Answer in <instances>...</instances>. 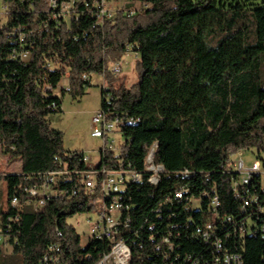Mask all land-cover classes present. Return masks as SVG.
Returning <instances> with one entry per match:
<instances>
[{
  "label": "trees",
  "instance_id": "trees-1",
  "mask_svg": "<svg viewBox=\"0 0 264 264\" xmlns=\"http://www.w3.org/2000/svg\"><path fill=\"white\" fill-rule=\"evenodd\" d=\"M73 1L69 19L54 20L48 0H0L7 6L0 25V147L20 166L0 174L6 183L0 253L9 249L20 264H97L110 249V242L89 237L81 247L68 223L92 212L99 193L79 188L73 197L75 178L52 186L59 195L40 208L8 205L13 196L23 204L24 189L46 172L64 164L71 174L85 169L76 155L81 151L63 149L49 117L61 112L57 90L83 97L99 75L111 98L107 104L101 89L100 111L124 118L117 168L142 176L122 191L129 206V222L120 229L128 264H214L211 246L195 235L207 221L210 199L220 202L216 234L231 250H237L232 226L222 222L242 217L241 196L258 195L256 205H264L255 187L262 176L255 175L248 193L234 196L227 167L239 151L264 149V0H122L123 9L100 27L94 26L95 0ZM131 10L136 15L129 17ZM127 50L136 55L137 73L128 88L108 71ZM64 77L68 92L60 88ZM154 144L164 171L151 186L145 158ZM112 156L103 154L101 165L117 162ZM242 246L244 264H264V240L247 238Z\"/></svg>",
  "mask_w": 264,
  "mask_h": 264
},
{
  "label": "built area",
  "instance_id": "built-area-1",
  "mask_svg": "<svg viewBox=\"0 0 264 264\" xmlns=\"http://www.w3.org/2000/svg\"><path fill=\"white\" fill-rule=\"evenodd\" d=\"M93 6L96 12L94 24L96 27L102 26L119 9V4L116 0H95ZM75 7L73 0H48V8L51 10V16L54 20H68L71 14L75 12ZM0 15L5 16V21H2L1 25L6 22L7 17V6L5 4H0ZM126 15L129 17L134 16L136 11H126ZM130 54L132 53L127 50L123 60L115 63L116 65L110 72L113 77L121 74V62L125 61V58ZM26 56L27 54L24 53L21 58L25 59ZM60 88H63L65 92L69 91L67 77L62 79ZM101 89L107 93V104H110L111 98L108 96L107 86H103ZM109 113V108H107V111L99 110L91 120V136L102 140V148L99 149V161L95 166L89 167V158L82 151L77 152L76 155L81 157L80 161L85 165L83 171L74 169L72 175L68 171L67 165L64 164L54 171L46 172L41 175L40 183L24 189L26 199L23 204L13 196L9 200L8 205L17 210L29 207L30 204H39L40 208L45 205L46 199L59 195L52 189V186L56 185L60 180L70 182L74 181V178L77 179L72 186L71 195L73 197L78 195L79 188L88 196L96 194L95 191L98 188L99 193L95 198L93 209L96 212L95 222L89 229V238L110 242V249L101 256L97 264H128L131 255L130 248L124 242L123 237L120 236V229L125 228L129 222V206L123 203L122 191L129 183L141 181L142 176L131 169L122 170L117 168L122 155L121 141L118 142L117 136L120 126L124 124V118H120L118 115L111 116ZM106 153H111L113 159H116L117 162L113 165L104 164L102 166L101 157ZM155 154L156 144L151 146L145 158L146 180L151 186L158 184L160 175L164 171L162 165L157 163ZM69 156L72 157L71 154ZM255 157L256 160L248 168L245 167L241 158L235 163L228 161L227 167L232 172L230 189L234 196L239 195L241 189H246L245 193H248V187L255 178V174L264 175V149L260 151L256 149ZM255 187L259 188L261 191L260 196L264 198V182H258ZM64 195L65 193L60 194V196ZM175 197H181V193H176ZM256 198L260 197L255 194L249 196L244 194L241 196L242 217L234 221L228 216L225 218V222H222L232 226L229 231H232L231 235L234 237L237 250H243L242 245L247 238L260 237L261 240H264V215H262L264 205H256ZM219 207L218 198L216 196L212 197L207 207V221L195 229V235L211 246L214 252V264H244L241 252L229 249L226 242L216 234V227L220 222ZM91 220V217H89L86 222L90 223ZM164 241L167 242V240ZM1 243L2 239L0 238ZM51 251L57 253L59 250L57 247H53ZM52 260L54 262L58 261L57 257Z\"/></svg>",
  "mask_w": 264,
  "mask_h": 264
},
{
  "label": "rangeland",
  "instance_id": "rangeland-1",
  "mask_svg": "<svg viewBox=\"0 0 264 264\" xmlns=\"http://www.w3.org/2000/svg\"><path fill=\"white\" fill-rule=\"evenodd\" d=\"M119 9H123L122 0H116ZM5 21V16L0 15V23ZM123 60V59H122ZM136 57L130 54L121 62V74L116 78V85L123 84L130 87L137 81V73L135 69ZM118 63V62H117ZM115 63L108 65L109 73L112 71ZM107 85V82L99 75L93 76L91 79V87L86 89L85 95L79 98H73L69 94H60L57 90L56 95L61 98V112L51 115L49 122L52 129L58 130L63 135V149L66 152L82 151L88 158V166L93 167L99 161V149L102 148V140L91 136V120L99 112L101 108V88ZM118 142L120 138L117 136ZM256 149L242 150L230 157V161L235 163L239 158L243 160L246 168H248L255 157ZM20 169L19 161L12 160L5 155L0 147V174L16 173ZM264 182V175L262 176ZM5 202V189L0 184V204ZM96 212L93 210L88 214H81L71 218L68 223L72 225L81 238V247L85 248L89 237V229L95 222ZM91 217V222L86 220ZM0 264H20L19 259L10 254V250L2 249L0 253Z\"/></svg>",
  "mask_w": 264,
  "mask_h": 264
},
{
  "label": "bare ground",
  "instance_id": "bare-ground-1",
  "mask_svg": "<svg viewBox=\"0 0 264 264\" xmlns=\"http://www.w3.org/2000/svg\"><path fill=\"white\" fill-rule=\"evenodd\" d=\"M255 175H258V176H263V174H255ZM35 208L37 207V206H39V204H32Z\"/></svg>",
  "mask_w": 264,
  "mask_h": 264
},
{
  "label": "crops",
  "instance_id": "crops-1",
  "mask_svg": "<svg viewBox=\"0 0 264 264\" xmlns=\"http://www.w3.org/2000/svg\"><path fill=\"white\" fill-rule=\"evenodd\" d=\"M2 185L4 186V189L6 190V183L2 182ZM1 205H3V204H1Z\"/></svg>",
  "mask_w": 264,
  "mask_h": 264
}]
</instances>
